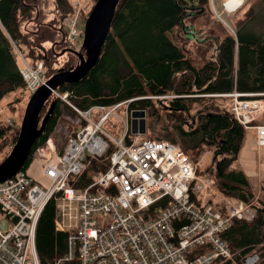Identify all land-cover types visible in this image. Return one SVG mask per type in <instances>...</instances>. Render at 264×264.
Here are the masks:
<instances>
[{
  "label": "built area",
  "instance_id": "1",
  "mask_svg": "<svg viewBox=\"0 0 264 264\" xmlns=\"http://www.w3.org/2000/svg\"><path fill=\"white\" fill-rule=\"evenodd\" d=\"M73 8L65 18L63 41L69 44L80 33L82 1L73 0ZM16 52L34 92L45 82L43 63L33 68ZM52 93L73 109L82 128L75 131L62 114L35 161L0 182V217L11 223L2 231L0 222V264H41L37 225L52 197H57L55 228L69 235L67 253L50 264H212L219 257L232 258L222 235L234 217L251 218V203L225 199L217 179L205 174L204 159L193 160L166 139L133 133L128 106L140 97L119 103L127 104L128 115L125 133L117 138L103 129L115 104L83 109L69 100L71 92ZM208 95L229 97L235 118L255 130L257 146L264 147V93ZM94 107L102 113L98 121L90 111ZM94 160L107 167L94 171L84 188L74 187L70 179ZM259 258L250 253L244 264H256Z\"/></svg>",
  "mask_w": 264,
  "mask_h": 264
},
{
  "label": "trees",
  "instance_id": "2",
  "mask_svg": "<svg viewBox=\"0 0 264 264\" xmlns=\"http://www.w3.org/2000/svg\"><path fill=\"white\" fill-rule=\"evenodd\" d=\"M96 2L94 0V5ZM209 10H213L211 0H120L96 65L79 82L64 84L58 90L71 92L69 100L83 109L97 104L111 106L140 97L128 108L150 111L155 117L158 115L156 102L163 103L174 111L178 125L175 134L165 133L155 138L185 147L194 144L191 154L194 160L203 154L204 144L214 148V163L207 174L216 177L219 189L226 196L250 202L253 193L247 175L230 167L242 148L244 126L231 112L230 104L228 108L203 97L233 90L264 93V35L248 27L251 17L240 19L232 32L215 37L210 47L211 55L207 56L203 50L199 56L203 63L196 66L195 59L171 39L168 31L182 25L177 38L187 39L190 35L193 43H206V38L199 35L193 23L187 24L186 18L194 21ZM73 13L72 0H0V100L18 89L26 93L31 91L30 82L19 67L16 48L34 66L43 62L45 80L58 71L55 64L58 58L50 45L56 44V50L72 47L62 38L66 33L65 18ZM88 15L85 13L82 18L86 21ZM167 95L170 98H153ZM22 99L19 95L14 101ZM48 101L40 115L41 123L53 101L54 111L21 170L30 166L36 151L46 144L59 116L70 108L54 94ZM198 102L203 103V108L191 116L190 110ZM13 122L0 123V150L9 148L0 163L10 154L18 138L20 125L16 127ZM186 122L188 129L183 124ZM11 129L14 131L9 135ZM126 139L130 141V137ZM106 167L107 162L94 160L84 173L70 179V183L78 189L84 188L92 181L94 171ZM56 213L57 201L52 198L37 225L41 264L55 262L68 250L69 233L56 230ZM234 219L222 235L233 258L219 257L213 264H244L246 256L253 252L260 256L256 264H264V204L253 220Z\"/></svg>",
  "mask_w": 264,
  "mask_h": 264
},
{
  "label": "rangeland",
  "instance_id": "3",
  "mask_svg": "<svg viewBox=\"0 0 264 264\" xmlns=\"http://www.w3.org/2000/svg\"><path fill=\"white\" fill-rule=\"evenodd\" d=\"M81 1L83 3V9H82L81 16L85 15V13L89 14L91 12L93 6H94V0H81ZM225 1L226 0H212L213 10H209L205 16H202L199 19L197 18L194 21L186 18V23L187 24L193 23L194 26L197 27L196 31L197 32L200 31L199 35L206 38V40H205V41H207L206 43H202V42L201 43L200 42L192 43V37L191 36L187 37V39L177 38V36H176L177 32L179 29H181L182 25H178V26L174 27L172 30L168 31L171 39L174 42L180 44L184 48V50L188 53L187 55H189V56L193 57V59H195L194 63L196 64V66H200L203 63L202 57L199 58V56L201 55V52L203 50H205V54L207 56L211 55L210 47H211L212 42L215 39V37L223 36L225 34H228V32H232L234 30L232 27H234V25L237 26V23H238L237 21L240 19H245V18L251 17V20L248 22V27L251 30H253L254 32L264 35V0H244L243 4L237 10L232 11V12L226 9V7L224 5ZM216 11L219 13L220 18L218 16V14L216 13ZM85 22L86 21L84 20V18H82L80 20L79 36H78L76 42L71 44L72 47H74L76 50H79V51L83 47ZM227 26L230 28H228ZM184 36H185V34H184ZM183 42H186V43L182 44ZM52 46L53 45H50V47H52ZM66 47H68V46H66ZM54 50L56 51V53H61V51L63 49L62 50H56L54 47ZM52 51H53V49H52ZM55 51H53V53H55ZM72 54L73 53L70 54V53L66 52L63 55H56L58 59L55 62V64L58 67V69H64V68L69 69L71 66L74 67L77 65L79 58L75 54H73V55ZM44 77H45V70H44L43 78ZM43 80H45V78ZM57 89H55V90H57ZM32 93L33 92H31V91L28 93L22 92L21 89H18L16 91H13V92L7 94L6 96H4L0 100V123L8 125V124L13 122V121L11 122V120H14L13 125L16 127L20 125V127H21V122H22V119H23V116L25 113V109H26V106L29 102V99H30ZM216 94L222 95V93H216ZM259 94H263V93H259ZM19 95H20V97H23L22 101H16L15 102L14 100ZM52 96H53V93H52ZM196 96H199V95H196ZM153 98H156V99L170 98V96L169 95H167V96H153ZM203 99H206V101H208L210 103L211 102H217L218 104L229 108V103H230L229 98L204 95ZM135 100H133V101H135ZM12 101H14V102H12ZM133 101H131V102H133ZM49 103H50V101H48L47 106H49ZM119 103H121V102L116 103L114 106V108H115L114 114H112L110 116L109 120H107L103 124V129L105 131L111 133L113 136H115L117 138L122 137L123 134L125 133L124 122L127 118L128 113H130V111H131L129 108V111L127 113V111H126V105L127 104L119 105ZM130 103H129V105H130ZM162 104L159 102H156V105L158 107V115L155 117L151 116L150 111H148V112L146 111V120H147L146 127H147V130H146V132L141 133V134H145L146 137L155 138L156 136L164 135L165 133L175 134V127L178 125V120L176 119L177 117L173 116L174 111H172L171 109H168V107H166ZM100 105H102V104H100ZM202 108H203V103L198 102V103L194 104L190 110V115L195 116L197 114V112L200 111ZM90 111L93 114V118L96 121H98L100 119L102 113L100 111H98V109L95 107L90 109ZM63 114H64L63 117L72 123L71 128L73 127L75 131H79L82 128V123L77 122V120H76L77 117H76V114L74 113L73 109L68 108ZM184 120L187 121L188 119H184ZM183 124H184V127L186 129L189 128L187 122L183 123ZM61 125H64V123L62 121L59 123L58 128ZM20 127H19V130H20ZM13 131H14V129L9 130V135H12ZM10 139H11V136H10ZM2 143H5V139L2 141ZM181 146L186 151V153H188L190 156H191L192 152H194V149L192 147V146H194V144H191V147L190 146L185 147L183 145H181ZM12 148H11V150H12ZM211 148L212 147H209L206 144H204V146H203V150H204L203 153H205L206 151H210L211 154L213 155L212 158L204 160L205 167H206L205 172L207 171V169L212 168L213 163H214L215 149L214 148L211 149ZM250 148H251V142H248L247 147L245 148L244 153H243L244 156L250 152ZM8 149L9 148L6 147V148H2L0 150V160H2L6 156ZM208 154H210V153H208ZM37 155H38V153L36 151V153L33 157L34 161H35V158L37 157ZM33 160H32V162H33ZM260 176H262V178H258V176H257V178L256 177H254V178L250 177V183H251L250 184V190L253 193V197H252L253 199L251 198V201H250L251 202V210H250L251 218H242V219H239L237 217H234V218H236L238 220L251 221L257 215L258 208H261L263 206L264 194L262 192L264 191V178H263L264 173H262ZM52 198L57 200V197H52ZM76 207H77V204L75 203L74 209L71 211L74 215L77 213V211L75 209ZM66 219H67V222L70 221V217H69L68 213L66 214ZM0 222H1L2 231H7L11 227V223L5 219H2L1 217H0ZM201 250H205V249L201 248L200 251Z\"/></svg>",
  "mask_w": 264,
  "mask_h": 264
},
{
  "label": "water",
  "instance_id": "4",
  "mask_svg": "<svg viewBox=\"0 0 264 264\" xmlns=\"http://www.w3.org/2000/svg\"><path fill=\"white\" fill-rule=\"evenodd\" d=\"M119 1L97 0L86 19L83 47L80 51L73 47H66L61 53H56L54 50L56 44H53L52 48L55 55L70 52L75 54L79 61L76 66L70 69H59L32 93L25 109L18 138L10 154L0 163V182L15 176L25 166L36 139L44 133L54 111L55 101L51 103L48 113L41 123V112L46 102L51 98L53 90L64 84L79 82L88 75L98 62L109 36ZM62 39H64V34ZM61 43L62 40L58 42V44ZM146 123L145 110H132L131 127L133 133L146 132Z\"/></svg>",
  "mask_w": 264,
  "mask_h": 264
},
{
  "label": "crops",
  "instance_id": "5",
  "mask_svg": "<svg viewBox=\"0 0 264 264\" xmlns=\"http://www.w3.org/2000/svg\"><path fill=\"white\" fill-rule=\"evenodd\" d=\"M72 5H73V0H72ZM189 32L192 33V30H190ZM192 43H193V41H192ZM26 62L29 64V66H31L33 68L36 67L28 59H26ZM40 63H43V62L40 61L38 64H40ZM131 116H132V112H131ZM244 130H245V138H244V141H243L242 148L240 150V153H239L237 159L231 164L230 167L232 169H235V170H242L247 175V177L249 179V182H250V177H253V178L256 177L257 178V176H258V178H262V176H260V175L262 173H264V147H258L257 146V144H256V131L255 130H249V129H246V128ZM248 142H251L250 152L244 156L243 153H244L245 148L247 147V143ZM211 149H213V148H211ZM208 153H210V155H211L210 158H212L213 155L211 154V152L210 151H206L205 153H203L200 156V158L198 160H200V159L206 160L207 158H205V156ZM205 174L208 175L207 172H205ZM208 176H212V175H208ZM212 177H215V176H212ZM262 193L264 194V191ZM222 194H223L225 199L230 200L233 204H238V203H241V202L244 203V204H250L251 203V202H245L243 200L235 201L232 198L226 196L223 192H222Z\"/></svg>",
  "mask_w": 264,
  "mask_h": 264
},
{
  "label": "bare ground",
  "instance_id": "6",
  "mask_svg": "<svg viewBox=\"0 0 264 264\" xmlns=\"http://www.w3.org/2000/svg\"><path fill=\"white\" fill-rule=\"evenodd\" d=\"M243 2H244V0H228L226 3H224V5H225L227 10L232 12V11L237 10L243 4ZM210 156H211L210 154H207L205 156V158L210 159ZM34 174L37 175L35 173V171H34ZM233 220H235V219H233ZM201 248L205 249V250L207 249L206 247H201Z\"/></svg>",
  "mask_w": 264,
  "mask_h": 264
},
{
  "label": "clouds",
  "instance_id": "7",
  "mask_svg": "<svg viewBox=\"0 0 264 264\" xmlns=\"http://www.w3.org/2000/svg\"><path fill=\"white\" fill-rule=\"evenodd\" d=\"M233 91H235V90H233ZM233 91H232V92H233ZM236 91H237V90H236ZM238 92H239V91H238ZM229 93H230V92H229ZM223 94H224V93H223ZM206 95H208V94H206ZM216 97H221V96H216ZM223 97H225V96H223ZM227 98H229V97H227ZM244 129H245V128H244Z\"/></svg>",
  "mask_w": 264,
  "mask_h": 264
},
{
  "label": "flooded vegetation",
  "instance_id": "8",
  "mask_svg": "<svg viewBox=\"0 0 264 264\" xmlns=\"http://www.w3.org/2000/svg\"><path fill=\"white\" fill-rule=\"evenodd\" d=\"M70 68H72V66Z\"/></svg>",
  "mask_w": 264,
  "mask_h": 264
}]
</instances>
